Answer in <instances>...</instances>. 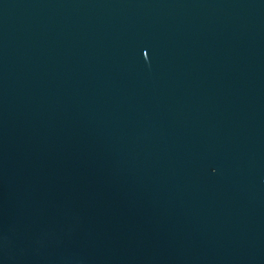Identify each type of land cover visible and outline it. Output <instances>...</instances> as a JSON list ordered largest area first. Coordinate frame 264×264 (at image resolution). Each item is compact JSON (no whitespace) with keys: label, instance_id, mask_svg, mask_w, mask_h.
I'll return each mask as SVG.
<instances>
[{"label":"water","instance_id":"1","mask_svg":"<svg viewBox=\"0 0 264 264\" xmlns=\"http://www.w3.org/2000/svg\"><path fill=\"white\" fill-rule=\"evenodd\" d=\"M0 264H264V0H0Z\"/></svg>","mask_w":264,"mask_h":264}]
</instances>
